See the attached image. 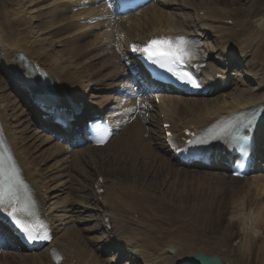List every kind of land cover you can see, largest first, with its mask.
Listing matches in <instances>:
<instances>
[{
	"label": "bare ground",
	"instance_id": "1",
	"mask_svg": "<svg viewBox=\"0 0 264 264\" xmlns=\"http://www.w3.org/2000/svg\"><path fill=\"white\" fill-rule=\"evenodd\" d=\"M32 1V0H30ZM212 1L213 0H203L200 1L194 5H192L191 9L193 10V19L200 23L202 25L203 28H207L209 23H215L216 21L222 19V18H227L228 14L225 13V11H219V10H224L223 8H221L223 5H225L223 3V1L221 0H214L216 3H219L221 6L220 7H216L214 5H212ZM173 2H176L178 4V6H180L181 9H185L187 7H189L190 3L189 0H173ZM29 4V3H28ZM15 6H10L8 7V12L6 13L5 17L6 18H11V21L14 22L16 24V29L13 33L21 30L23 28L25 19H24V15H23V9L21 8L18 0H16V3L14 4ZM196 5L198 7H196ZM1 13V12H0ZM206 17V19L204 18ZM264 18V16H259L258 19H256L254 21V24L256 26V23L258 20ZM191 17H187V18H183L182 20H178L177 22L173 23V25L175 27H179L181 25V23L183 21L184 25L187 26L188 29H193L196 24V22L192 21L193 25H187V21L191 20ZM2 19L0 18V21ZM246 24H249V27L253 30V32L256 34V37H261L264 35V32H260L258 31L259 29L255 28L251 22H245L242 23V26H245ZM220 25V24H218ZM211 30V26L208 27ZM35 32V31H34ZM33 31L27 29L25 32V39H26V43H35V47H34V51L36 53L38 58H42V59H46L47 57H49V60L46 62V64L48 65V67H53L55 68L56 72L59 74H62L64 76H68V75H73L75 78H82V74L80 72V70H78V67L80 64L83 65V67L81 69L85 70L88 68L87 64L84 63L83 61L81 63H77L78 59H79V53L76 50L75 47L71 48L69 46V42L65 40L64 41H60L59 43V47L63 48L61 50V57H57L56 55H54L52 52V50L54 49L55 44L54 43H46L45 39L43 38H37V36L34 34ZM217 37L220 43L224 44L225 46H222L221 50H223L225 47L229 48L230 50H233L234 48L238 49V53L241 55V57L244 59V57H249L248 59V64L250 66L249 71L251 73L252 78H254L257 75V69H259L261 71V76L259 77L260 81L258 86L256 87H249L247 85H245L243 80H239V85L235 88H233V92L235 94H237V98L232 99L230 102L225 101L223 98L220 100L221 97H213L211 99H202V100H197V101H190L186 106L185 109L180 112V114L177 116V118L174 120L175 123H180V124H198V121L204 119L206 116H212L215 114H220L223 112H226L228 110H233L236 108H239L247 103L250 102H254L257 101V103H264V89L259 92L256 89L260 86V85H264V57L262 56L261 51H259V49L255 50L253 42L254 40H248L246 39V44H240V43H232L230 41V38L227 36L226 32L222 29V27L217 26ZM207 44L209 47V50L213 51L216 50V46L212 44V42L210 41V39L208 38L207 40ZM253 48V50H252ZM255 50V51H254ZM264 53V50H263ZM261 57V59L259 60V58ZM52 68V69H53ZM76 71L74 73V71ZM2 98L4 99V101L6 102V104L9 106V101H10V95L6 94V93H2ZM11 102V101H10ZM14 105H10L8 110L10 113H14V109H13ZM131 125H126L123 127V130H127L128 128H130ZM18 133H22V131H19ZM21 136V135H20ZM24 137L21 136L20 140L22 139L23 141H25V139H23ZM39 140V146L42 144L41 148H43L44 153H46L47 150H49V148L47 147L46 144L48 141V137H45L44 140H42L40 137L38 138ZM148 142L149 144V140H145ZM25 143L28 145L27 141H25ZM146 145V150L147 152L150 151V145ZM31 145V144H30ZM138 148H143L142 145L137 144ZM58 150H60L58 148ZM114 151L121 153L120 155H115L114 157H111L110 153L106 154L107 159H111L110 162H107L106 164H108L107 166H110V171L114 172V173H126V178L128 179L130 177V172L134 169H137L140 166V161L137 160L136 157H133L131 155V153L128 152V150H123L121 148H119L118 146L114 147ZM51 155L54 154L56 152V150H52V151H48ZM79 153L81 155H84L88 158H93L95 157L94 155H91L92 152L89 150H80ZM127 155V156H126ZM50 156V155H49ZM23 158H25L27 160V156L24 154L22 156ZM132 161H136V162H132ZM126 163L124 169L120 168L121 164ZM72 163H76L75 158H72ZM111 163H113L111 165ZM100 165L102 164L104 166V163H99ZM160 168V166H156L154 167L152 170H155V173L158 171V169ZM96 172V169H95ZM94 172V173H95ZM99 174V173H98ZM137 175H141V172H139V174L137 173ZM173 175L176 176L177 175V171L173 172ZM184 175V174H183ZM65 176V175H61ZM108 183L111 185H114V182L110 179V175H105ZM182 176V175H181ZM140 177V176H139ZM180 177V176H177ZM60 178V177H59ZM124 178V179H126ZM185 180V177H182V181ZM65 181V180H64ZM58 182V184L52 188H54L55 191H53V193H59L62 190H64V186H63V182ZM127 185L130 187L128 189L126 188H118V190L114 191L111 190L107 193L106 195V201H109V206L111 207L112 211H114V214L121 220V221H126L129 222V214L130 213H138L139 215V219H143L147 214L143 211L142 207H141V203L142 202H138L141 201L142 195L140 193L137 192L136 188H135V184L134 183H127ZM193 184H190V188L193 189ZM194 191V189H193ZM200 193L203 194H207L209 199L207 201L210 200V198H213L219 194H221L219 189H216L215 191L212 190L211 187L207 186L206 187H201V189H199ZM125 197L128 199L129 202H127L125 200ZM232 197V196H231ZM248 195L247 196H243L242 194H235L234 196V204L235 207L239 209L238 204L240 203L242 205V209H244V200H247ZM66 205H70L67 201L64 202ZM260 204V203H259ZM259 204L257 205V209L255 210V212L257 213H261L260 209H263L262 206H259ZM55 205V204H54ZM52 207V206H51ZM50 207V208H51ZM71 207V206H70ZM168 213L170 215H175V212L173 210L168 209ZM252 210H254V208H252ZM67 212H70V209H67ZM112 222L115 224L117 231L123 226V222L121 221H116V217L114 216V214L112 213H107ZM133 218V217H132ZM51 219L54 221V224H56V229H59V226H57V223H63L64 226L61 227L59 230H62L61 233H58V235H56L55 237V241H62L63 239H65L71 246H73V244L71 243L69 238H65L64 234L67 235V233L69 232V229L67 227H65L66 224H72V220H74L73 216L70 214H55L51 216ZM129 219V220H128ZM135 223L137 225H140V221L136 220ZM73 225H70L69 228H71ZM126 228H128V225L126 226ZM79 230H77L78 232ZM188 232H191V229H187ZM173 236H176V238L178 239V242L175 243L172 238ZM161 239L163 238L165 240V246L166 248H164V250L166 251V249L170 246L173 247V249H175V256L174 257H168L164 262H162L161 264H173L174 263V258L175 257H180L182 255H187V254H191L194 253L190 250L193 249V247L195 246L196 249L194 251H204L206 246L203 247V244L205 243V241H202L200 243H198L197 240L200 239V237L196 236L195 234H189V233H183V232H174V231H168L166 234L161 235L160 237ZM102 247H100L101 249ZM213 249L214 252V248H211V250ZM78 250L80 252L84 251V253H87V248L85 244H81L78 247ZM76 259H78L79 262H81L82 264H86L87 260L86 257H80L78 252L76 253ZM0 263H3L2 261H0ZM5 264V263H3ZM11 264H15L14 262ZM21 264H45L43 261L39 260V261H33V260H29L27 258H23L22 259V263ZM152 264V263H151Z\"/></svg>",
	"mask_w": 264,
	"mask_h": 264
},
{
	"label": "rangeland",
	"instance_id": "2",
	"mask_svg": "<svg viewBox=\"0 0 264 264\" xmlns=\"http://www.w3.org/2000/svg\"><path fill=\"white\" fill-rule=\"evenodd\" d=\"M23 1H27V0H23ZM196 2H198L199 0H195ZM223 1L224 4H232L230 3L231 0H221ZM237 1V4L236 6L239 7V6H243V0H236ZM264 1H262L261 3H263ZM47 4H48V1H47ZM37 9H38V12L36 14H33L34 16H31L34 20L30 22V26L31 28H33V31H35V34L37 35V38H40V37H45V41L46 43L48 42H52V43H58L59 40L62 39V37H64L63 35H59L58 37L57 36H49L46 34V28L49 26L47 25L46 23H42V18H45V17H41L42 13L39 12L40 10V7L38 6H35ZM30 11H32V8H29ZM191 12V11H189ZM42 24H40V23ZM37 25L40 26V29L37 30ZM52 26H54V24H52ZM60 50H61V47L59 46H56V48L53 50L54 52V55H56L57 57H60ZM52 52V53H53ZM33 157V156H32ZM149 177V176H148ZM147 177V178H148ZM132 180V179H131ZM158 180V179H157ZM160 180H162V178H160ZM147 181V186L146 188V191L148 190H152V192H156L157 194H160L159 192H163L164 190H166L163 194V199H156L155 200V205L156 204H160V203H163V204H166L163 200L167 201V202H170L172 204H180V203H187L188 201L190 202L192 199L195 198V193L193 192H186V193H183L182 189L179 188L176 189L177 185L176 184H172V183H167V180L162 184H159L160 181H157L156 182V186L153 185L152 183L153 182H150L148 184V180L146 179ZM159 191V192H158ZM227 194H229V191H225ZM252 193H250L251 195ZM260 195V194H259ZM249 201V198L247 199ZM262 201H264V198L263 200L260 201V206H262L263 204L261 203ZM216 202V201H215ZM214 202V203H215ZM211 204V203H210ZM239 205H241L239 203ZM218 209V210H216ZM234 207L233 205H221L220 207L218 206H215L213 208H209L206 206V211L209 212V215H208V226L205 227L202 225V220L201 221H197V223L199 224L200 227H202V231L203 233L207 232L206 228H209L211 230V233H215L213 234V236H222L224 235V233H221L220 234V229L222 228L223 224H225L227 226V229L228 230H233L235 229L238 236L235 240V242L233 243L235 246H238V244H241V243H245V242H250L253 244V250H256V248L258 247V245H261L262 246V249L264 248V230H259L258 232H252L249 236V239L246 238V234L247 232L246 231H243L241 229H239V226L236 225V223H231L230 222V211L233 210ZM170 210H173L175 212V217L176 219H183L185 217H188L189 214H193L190 219L186 222V223H190L192 221V218L194 217V215H196L195 213H193L192 211L189 212L190 210L188 208H180V209H170ZM168 209L166 208V212L162 213V215L164 216H169L170 214L168 213ZM180 220V221H181ZM179 221V222H180ZM178 222V221H176ZM178 222V223H179ZM168 225H171L169 223V221L166 223ZM182 225H179L178 228H182L181 227ZM209 243V242H207ZM230 249L227 250V253H230ZM234 254V253H232ZM261 254L264 256V252L263 250H261ZM235 255V254H234Z\"/></svg>",
	"mask_w": 264,
	"mask_h": 264
},
{
	"label": "snow or ice",
	"instance_id": "3",
	"mask_svg": "<svg viewBox=\"0 0 264 264\" xmlns=\"http://www.w3.org/2000/svg\"><path fill=\"white\" fill-rule=\"evenodd\" d=\"M175 43L170 42L167 39H153L148 42L143 48H137L133 46V51L142 53V58L147 64L157 66L159 68H166L179 82L191 85L192 87H200L199 81L193 76L192 73L183 71H175L173 67L168 65L179 64L180 61L185 58L191 59L192 52L190 48V42L183 37L173 38ZM246 131L249 133L245 137L247 140H251V134L254 133V128H247ZM9 217H12L14 226L19 228L23 233L27 235L29 240L34 239L30 230L23 224L19 219L16 218L14 212L8 213Z\"/></svg>",
	"mask_w": 264,
	"mask_h": 264
}]
</instances>
